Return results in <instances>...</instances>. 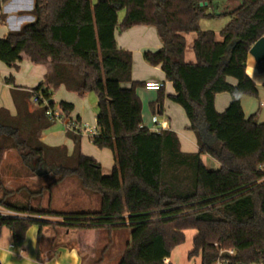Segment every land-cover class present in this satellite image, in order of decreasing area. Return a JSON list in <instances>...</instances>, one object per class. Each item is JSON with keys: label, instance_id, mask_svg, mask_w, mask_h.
Segmentation results:
<instances>
[{"label": "trees", "instance_id": "obj_1", "mask_svg": "<svg viewBox=\"0 0 264 264\" xmlns=\"http://www.w3.org/2000/svg\"><path fill=\"white\" fill-rule=\"evenodd\" d=\"M220 1L34 0L30 12L34 20L0 39V60L11 68H17L23 56L35 64L51 61L54 72L49 80L55 86L63 84L80 96L94 92L99 135L90 141L111 150L114 166L104 175L101 164L81 152V135L71 131L67 130L75 144L72 155L65 147L42 142L41 133L53 121L45 116L42 104L32 111L30 100L33 91L54 106L44 83L31 91H13L17 114L0 109V207L26 217L0 214V239L8 230L14 243H23L33 225L40 230L75 228L78 249L86 255L93 249L96 230L129 227L119 264H172L168 260L172 249L185 242V230L194 229L189 258L200 256L201 264H212L220 249H234L235 263L264 262V122H258L257 114L247 117L241 103L244 95L258 97L246 64L251 47L264 37V0H236L239 5L233 10L216 12L213 6ZM122 10L126 16L119 23ZM220 17H229V22L217 40L215 32L203 30L200 22ZM139 25L156 28L164 43L153 53L144 52V58L152 66L160 65L173 84L174 93L168 98L185 111L198 137V152H183L170 129L142 126L143 107L136 90L145 83L133 80V54L116 41V31ZM188 33L196 34L195 63L185 60ZM257 69L264 72V61L257 63ZM5 82L13 84L14 77ZM159 91L152 109L157 106L161 113L165 91ZM221 93H229L231 99L220 113L215 100ZM58 108L69 118L74 105L61 101ZM12 149L36 172L45 164L59 175L48 187L27 189L33 199L75 176L84 189L98 194V209L62 213L43 208L40 201L35 206L31 197L26 205L10 202L7 197L13 192L6 188L1 172ZM203 154L216 159L219 167L208 168ZM43 216L63 222L50 223L41 220ZM38 250L39 254V246ZM103 259L104 254H97L95 264Z\"/></svg>", "mask_w": 264, "mask_h": 264}, {"label": "crops", "instance_id": "obj_2", "mask_svg": "<svg viewBox=\"0 0 264 264\" xmlns=\"http://www.w3.org/2000/svg\"><path fill=\"white\" fill-rule=\"evenodd\" d=\"M98 1L99 0H92L93 4H96ZM238 5L239 2L236 0H223L217 2L213 6V10L216 12H229ZM33 6L34 0L5 1L0 6V39L5 38V36L10 33L18 32L23 25L31 23L34 20V17L30 13ZM125 16V10L119 11L118 22L121 23ZM208 20L210 19L201 20L200 26L202 27V21ZM202 29L212 30L204 26ZM220 30L221 29H219V31L213 30L217 40H221L219 35ZM184 37L186 40L185 60L188 63H195L197 60L193 50V43L196 34L188 33L184 34ZM116 41L119 48L128 50L133 54V80L142 83L152 80L164 84L163 90L165 91V97L161 113L157 106L155 109H152V104L158 99L160 91L147 90L143 86L136 90L137 96L140 98L143 107V128L149 129L147 126H150L153 121L154 125L150 130L170 129L178 136L183 152H198L200 149L198 137L196 133L190 129V122L185 111L181 106L168 98V95L174 93L173 84L166 80V75L162 71L160 65L152 66L145 61L144 52L151 51L153 53L164 46L156 28L139 25L125 32L116 31ZM247 61L246 72L258 87V97L244 95L241 100L242 107L247 117L257 114L258 122L263 123L264 106L260 104L262 101L264 102V72L258 71L257 63L251 54H249ZM53 70L54 63L51 61L45 64H35L31 62L27 56H23L17 68L8 67L0 60V109H7L12 116H15L17 114V103L14 101L13 91H31L32 89L38 88L39 84L44 83V86L47 87L52 94L51 100L54 105H58L61 101L69 102V104L71 103L74 105V109L67 119L85 124L82 115L78 112L79 105H77L80 101V97L84 96H80L68 90L63 84L55 86L53 82L49 80L50 75L54 72ZM10 75L14 77L13 84L5 82V78ZM229 81L233 84L235 83L233 79H229ZM126 85V88L130 87V84ZM230 99L229 93L218 94L215 100L216 110L220 113L225 111L229 105ZM30 101L32 102V100ZM30 109L32 111L37 110L39 109V105L33 104L32 106L30 104ZM150 113L153 115L152 120ZM155 118L157 121H155ZM56 122L58 121H54L49 128L41 133V140L52 148L65 147L68 155H72L75 150L74 141L68 136L64 124L61 122L63 125V129L61 130V124H56ZM93 125H96V121ZM81 137L85 138L84 135ZM88 139L90 140V138ZM81 143L83 144L82 139ZM210 157L213 158L212 156ZM93 158L96 157L93 155ZM96 160L100 163L98 159ZM213 160L216 161L219 166L218 161L214 158ZM111 166L113 169L114 158ZM110 173L109 171V173L106 174L109 175ZM7 182L8 185L11 181ZM41 220H46L47 222L55 224H61L63 222V218L59 220V217L54 216H43ZM94 235L92 251L86 255H82L77 246L79 235L78 230L75 228L45 226L40 230L38 225L31 226L27 231L24 242L18 244L12 241V233L8 230H4L3 236L0 239V262L2 264H95L97 254H104V259L99 264H119L122 253L130 237L129 234L124 237H110L108 239L104 228L96 230ZM38 246L41 250L39 254ZM112 254L114 255L112 256ZM168 260L173 264L172 257Z\"/></svg>", "mask_w": 264, "mask_h": 264}, {"label": "rangeland", "instance_id": "obj_3", "mask_svg": "<svg viewBox=\"0 0 264 264\" xmlns=\"http://www.w3.org/2000/svg\"><path fill=\"white\" fill-rule=\"evenodd\" d=\"M228 22L229 17H220L217 19L202 21V27H209L214 31H219V29H222ZM122 86L126 87L127 85L123 84ZM32 102L30 101L32 106L33 104L36 105V103ZM97 103L98 98L94 92H89L85 94L84 97H80V101L77 104L79 105L78 112L82 115L85 123L93 125L96 121V115L98 113ZM54 106L57 107L58 105ZM150 115L152 120L153 115L151 113ZM153 123L154 122L152 121L151 125L147 126L149 130L153 127ZM56 124H61V130L63 129L61 122L58 121ZM81 139L83 141V144L80 141L81 152L84 155L91 157L94 155V157H96L95 159L100 161L104 175H108L106 173H109V171L112 172L111 165L113 163V155L111 150L98 148L87 138V136H85V138L82 137ZM201 158L208 168L217 169L219 167L217 162L210 156L203 154L201 155ZM31 164L32 163L27 165L25 161L19 157V153L14 149L6 153L1 176L5 180L6 188L13 192L7 197L10 202L16 203L17 205H26L30 202L29 197H31L28 190L34 191L48 187L58 180L59 175L55 169L48 173L41 174L40 172L46 165H40L39 170L36 172L33 170L34 168L31 167ZM7 181L11 182L7 185ZM23 186H26V188H22ZM0 196H2L1 192ZM32 199V204L35 206L38 205V201H40L43 208L48 209L51 207V209L62 213L94 211L98 209L100 202L98 194L84 189L78 178L75 176L65 178L62 182L55 184L51 192H47L41 197ZM61 219L62 218L59 217V220ZM105 232L108 239L110 237H124L129 234L130 228H105ZM195 235L196 231L194 229L185 230V242L175 246L171 251L170 257H172L173 264H201L200 256L189 258V252L192 250L193 237ZM113 255L114 254H112V256Z\"/></svg>", "mask_w": 264, "mask_h": 264}, {"label": "built area", "instance_id": "obj_4", "mask_svg": "<svg viewBox=\"0 0 264 264\" xmlns=\"http://www.w3.org/2000/svg\"><path fill=\"white\" fill-rule=\"evenodd\" d=\"M4 3V0H0V6ZM164 87V84L161 82H154V81H149L145 83V88L147 90H155V91H159L161 88ZM32 101L36 104H42L45 108V116L54 121H59L62 122L66 128V130L71 131L77 135H84L87 136L88 138L92 139L96 136L99 135V130L97 128V125H90L88 123L85 124H81L78 123L77 121H73L70 119L65 118L61 111L59 110L58 107L55 106H50V102L49 100L45 99L40 93L37 92H33L32 91ZM261 106H264V102L262 101ZM155 121L156 118H155ZM158 131V130H157ZM0 214L2 216H11V217H26V215L10 210V209H6V208H0ZM224 254H227V256H224ZM235 250L234 249H220L217 259L212 263V264H239V263H235L233 258L235 257ZM250 264H264L263 261L259 262H254V263H250Z\"/></svg>", "mask_w": 264, "mask_h": 264}, {"label": "water", "instance_id": "obj_5", "mask_svg": "<svg viewBox=\"0 0 264 264\" xmlns=\"http://www.w3.org/2000/svg\"><path fill=\"white\" fill-rule=\"evenodd\" d=\"M202 5H208V3H201V6ZM232 46H229L228 47V50L231 48ZM249 54H251L256 63H261L262 61H264V37L263 38H260L250 49V52ZM51 169L48 168L47 166H44L43 170L40 172L41 174H45V173H48L50 172ZM224 256H227V254H224Z\"/></svg>", "mask_w": 264, "mask_h": 264}]
</instances>
